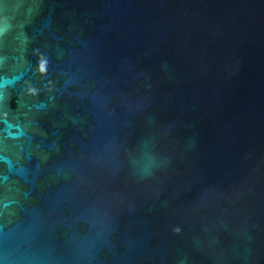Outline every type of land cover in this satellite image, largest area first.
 Listing matches in <instances>:
<instances>
[{
  "label": "water",
  "instance_id": "1",
  "mask_svg": "<svg viewBox=\"0 0 264 264\" xmlns=\"http://www.w3.org/2000/svg\"><path fill=\"white\" fill-rule=\"evenodd\" d=\"M0 264H264V0H0Z\"/></svg>",
  "mask_w": 264,
  "mask_h": 264
},
{
  "label": "clouds",
  "instance_id": "2",
  "mask_svg": "<svg viewBox=\"0 0 264 264\" xmlns=\"http://www.w3.org/2000/svg\"><path fill=\"white\" fill-rule=\"evenodd\" d=\"M151 164V161H148L147 164L145 165V168H147Z\"/></svg>",
  "mask_w": 264,
  "mask_h": 264
}]
</instances>
